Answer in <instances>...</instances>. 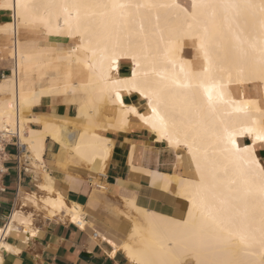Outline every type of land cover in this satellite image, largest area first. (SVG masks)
<instances>
[{
    "label": "bare ground",
    "instance_id": "6f19581e",
    "mask_svg": "<svg viewBox=\"0 0 264 264\" xmlns=\"http://www.w3.org/2000/svg\"><path fill=\"white\" fill-rule=\"evenodd\" d=\"M261 4L264 0H0V9L11 13L0 32L11 42L13 63L12 75L0 80V128L26 146L31 165L38 169L37 162L44 161L50 137L105 176L112 145L95 127L106 100L118 107L121 125L137 118L176 154L182 170L175 173L136 166L133 151L129 163L153 188L184 200L185 215L151 211L125 198L135 211L125 219V237L102 235L112 257L121 252L132 264L264 262V174L229 143L231 135L237 146L251 148L255 131L264 129ZM40 26L47 37L78 41L51 55L44 51L48 43L38 46L27 37ZM123 62L129 63L128 75H120ZM51 67L57 72L43 86L41 71ZM134 94L144 112L126 103ZM52 95L75 105L79 128L69 132L66 125L47 122L42 131L28 127L33 106ZM260 143L255 142L257 162ZM34 182L45 195L19 191L0 227V251L21 252L3 240L13 232L36 235L35 215L24 212L29 200L47 217L86 228L82 207L69 205L48 173Z\"/></svg>",
    "mask_w": 264,
    "mask_h": 264
},
{
    "label": "crops",
    "instance_id": "0c3cea01",
    "mask_svg": "<svg viewBox=\"0 0 264 264\" xmlns=\"http://www.w3.org/2000/svg\"><path fill=\"white\" fill-rule=\"evenodd\" d=\"M9 19V12L0 9V25ZM10 46L7 35L0 33V80L12 75L13 63L7 51ZM123 64L120 66V75H128L129 63ZM41 72L46 73L45 86H48L50 77L57 71L51 67ZM41 84L44 86L43 82ZM125 100L128 105H135L144 112L137 95L126 96ZM32 110L27 119L28 127L34 131H42L44 122L66 125L69 132L80 126V122L76 121L75 105L64 95L43 96ZM101 110L96 117L95 131L112 145L105 176L72 157L50 137L45 141L44 161L37 162L38 169L27 158L25 162L18 163L14 141L6 148V174L3 180L6 191L0 192V227L6 225L15 208L19 191L37 187L34 179L42 178V173L46 172L53 178L55 190L68 200L69 205L82 207L86 228L82 229L59 217H47L45 211L37 213L33 217L34 237L24 234L20 229L3 238L21 252L0 251L2 264H132L121 252L112 257V248L102 237H125V219L135 215L132 207L125 203V198L134 199L137 207L151 211L179 218L185 215L188 206L184 200L153 188L149 178L140 170H132L129 163L133 151L136 166L150 169L158 166L163 172L172 173L171 154L174 152L169 148L164 149L165 144L156 142L137 118L130 116L128 124L121 125L116 105L110 103L102 106Z\"/></svg>",
    "mask_w": 264,
    "mask_h": 264
},
{
    "label": "rangeland",
    "instance_id": "374dc122",
    "mask_svg": "<svg viewBox=\"0 0 264 264\" xmlns=\"http://www.w3.org/2000/svg\"><path fill=\"white\" fill-rule=\"evenodd\" d=\"M9 15L11 16V13H9ZM38 31H41V32H38ZM3 34L5 35V33H3ZM27 34H28L27 37L30 40L35 41V43L38 46H39V44H41V45L44 44L45 45L46 43H48L50 45V47L49 48H45L44 51L45 52H48L51 55H54L56 53V51L58 50L59 47L66 46V45H72V44H75L78 41V40L68 39L65 36L64 37H61V38L47 37L45 35V31L43 30V28L41 26L38 27V28L32 29V30H29V32ZM7 51L10 52V47H7ZM80 54H81V56H84L85 55V53L83 51H80ZM6 77H9V76H6ZM6 77H4L3 79H5ZM40 82H43V84L45 86V84L47 83L46 82V76H45V78L43 80H40ZM110 103H111L110 101L106 100L102 104V106H104V105L106 106V105H108ZM80 125H81V122H80ZM0 131H7V130H5L4 128H0ZM248 142H249V140L248 139H245V143H248ZM163 148L166 149V146L164 145ZM263 153H264L263 148H260L259 151H258V154H259L261 160H264V154ZM179 154L184 155V151L179 152ZM171 162H172L171 163L172 168L170 169V172L175 173L177 171L179 172V170H182V169H179L180 168V165L178 166V168L176 166V164H177V157H176V154L175 153H172L171 154ZM35 185L37 186L39 184L36 182ZM24 191L25 192H28L29 194H32V195H33V192H35L34 195H36V196H34V198H39V197L41 198V196H44L45 195V192L42 189H40L39 187H33V189H31V190H24ZM35 202L33 200H29L28 201V204L24 208L25 214H32V216H34L37 213H43L45 211L44 209H42L41 207H39L38 205H36Z\"/></svg>",
    "mask_w": 264,
    "mask_h": 264
},
{
    "label": "built area",
    "instance_id": "2783aa9c",
    "mask_svg": "<svg viewBox=\"0 0 264 264\" xmlns=\"http://www.w3.org/2000/svg\"><path fill=\"white\" fill-rule=\"evenodd\" d=\"M11 141L13 146L16 148V156L18 163L26 161L27 148L22 144L17 136H12L7 131H0V192H5L6 188L4 185V176L6 174V169L4 166L6 155V148L10 145Z\"/></svg>",
    "mask_w": 264,
    "mask_h": 264
},
{
    "label": "snow or ice",
    "instance_id": "6c2138e0",
    "mask_svg": "<svg viewBox=\"0 0 264 264\" xmlns=\"http://www.w3.org/2000/svg\"><path fill=\"white\" fill-rule=\"evenodd\" d=\"M6 7V5H4ZM113 7H125L124 5H113ZM195 7V5H193ZM261 9L264 10V4H261ZM209 100H211V96H209ZM155 111V109H154ZM239 134H243L242 132ZM249 134H253L251 130H249ZM255 139L253 141V147H239L236 145V141L231 138V135L229 136V143L232 145L233 150L235 153L240 154V153H246L247 154V160L250 164L255 166L257 163L259 164V172L261 174H264V160L256 161L254 157V149H255V142L260 141V147L264 148V129L257 130L254 133ZM261 193L264 194V185L261 186ZM213 264H217V262H213ZM219 264H227V262H219ZM264 264V262H262Z\"/></svg>",
    "mask_w": 264,
    "mask_h": 264
}]
</instances>
